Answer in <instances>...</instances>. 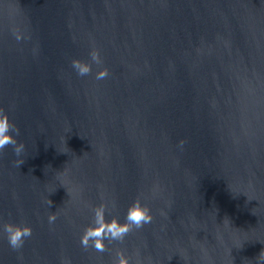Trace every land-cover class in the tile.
Returning a JSON list of instances; mask_svg holds the SVG:
<instances>
[{
  "label": "water",
  "instance_id": "1",
  "mask_svg": "<svg viewBox=\"0 0 264 264\" xmlns=\"http://www.w3.org/2000/svg\"><path fill=\"white\" fill-rule=\"evenodd\" d=\"M0 110L24 145L20 167L0 152V229L33 233L13 251L0 231V264L264 251V0H0ZM137 200L151 223L104 252L81 246L93 209L124 224Z\"/></svg>",
  "mask_w": 264,
  "mask_h": 264
},
{
  "label": "clouds",
  "instance_id": "2",
  "mask_svg": "<svg viewBox=\"0 0 264 264\" xmlns=\"http://www.w3.org/2000/svg\"><path fill=\"white\" fill-rule=\"evenodd\" d=\"M13 35L17 42H20L22 39H27V37H23L16 32H14ZM90 59L92 64L99 65L102 63L98 51H92L90 53ZM72 68L80 77L88 76L92 70L91 64L82 63L78 60L72 61ZM107 74V70L105 69L99 72L96 78L103 79ZM19 136L20 129L11 122L9 115L5 111L0 110V152H2L5 147L11 146L14 155L17 157V167H20L24 163L22 159L24 145L19 143L16 139ZM49 206H51V203ZM107 207L106 204H101L99 207L92 210L93 216L91 226L85 229L81 238V246L84 249L87 250L91 247L95 251L104 252L106 251L105 241L109 243L113 241L123 242L130 231L142 229L144 225L151 223L153 219L151 210L147 206H142L140 201L137 200L129 207L124 224H120L116 220H113L111 223H106L105 213ZM55 220L56 216L53 214L49 217L48 222L52 224ZM0 231L5 235L7 243L13 251L22 249L25 242L29 240L33 234L31 227L16 224H4ZM116 264H128V261L122 254H118ZM255 264H264V251L260 252L256 258Z\"/></svg>",
  "mask_w": 264,
  "mask_h": 264
}]
</instances>
